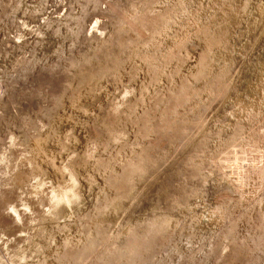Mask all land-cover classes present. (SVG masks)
I'll return each mask as SVG.
<instances>
[{"label": "rangeland", "instance_id": "374dc122", "mask_svg": "<svg viewBox=\"0 0 264 264\" xmlns=\"http://www.w3.org/2000/svg\"><path fill=\"white\" fill-rule=\"evenodd\" d=\"M0 264H264V0H0Z\"/></svg>", "mask_w": 264, "mask_h": 264}]
</instances>
